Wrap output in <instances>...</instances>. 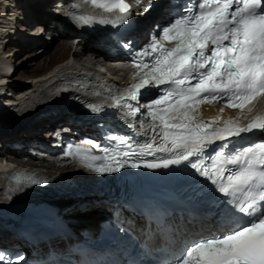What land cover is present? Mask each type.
Returning a JSON list of instances; mask_svg holds the SVG:
<instances>
[{
  "label": "snow or ice",
  "instance_id": "6c2138e0",
  "mask_svg": "<svg viewBox=\"0 0 264 264\" xmlns=\"http://www.w3.org/2000/svg\"><path fill=\"white\" fill-rule=\"evenodd\" d=\"M89 3L118 15L112 19L75 17L85 25L126 24L133 16L127 0H89ZM136 4L148 11L153 0L148 5L136 0ZM159 35L160 39L174 40L175 46L167 48L153 36L152 42L136 54L140 61L134 62L136 82L112 97L116 106L129 109V116L141 115L143 108L151 121L159 122L154 130L162 134L156 150L171 153L175 158L147 163V167L167 168L202 152L206 147L200 135L202 126L211 129L212 139L264 131V113L237 127L239 117L205 122L199 112L203 103L224 102L229 107L251 110L264 100V0H197L164 26ZM162 86H165L162 95L147 104L138 103L141 90L147 92ZM128 100L137 104H128ZM90 107L101 110L94 105ZM213 124L227 127L212 128ZM224 131L227 137L222 134ZM120 145L129 149L120 153L123 157L139 155V148L133 143L121 139ZM153 147L152 143L143 146L148 154H152ZM220 156L224 157V153ZM225 162L233 167L218 169L219 179L210 176L207 170L201 171L196 163H191V167L212 180L228 198L224 202L228 205L226 214L233 222L242 223L183 245L172 254L171 264H264V142L241 150ZM104 170L119 171V168ZM3 260L4 254L0 253V262Z\"/></svg>",
  "mask_w": 264,
  "mask_h": 264
},
{
  "label": "bare ground",
  "instance_id": "6f19581e",
  "mask_svg": "<svg viewBox=\"0 0 264 264\" xmlns=\"http://www.w3.org/2000/svg\"><path fill=\"white\" fill-rule=\"evenodd\" d=\"M165 5V1L156 0L153 2V6L150 7L148 11L143 12V14L136 11L135 14L141 22L140 29L144 30L150 21L156 23L157 21L163 20L162 17L164 12L160 9ZM54 12L50 0H0V89L8 84L10 88H12V91H16V88H23L20 91H26L24 95L20 96L18 99L16 98L17 100L12 99V105H10L8 101L0 102V120L3 117L11 116L5 110H13L15 113L13 118L15 119L20 117V121L17 124H14V122L11 121L10 123L1 126L3 129H0V161L9 160L12 164L8 165V168H11L13 165L18 170L25 171L29 174L34 173L37 177L47 179L52 182V184L66 180L76 171L77 168L74 166L60 167L57 161H49L48 159L40 158L37 154H35V156L32 155L28 142H33L36 139H46L50 136L48 128L52 123L47 124L43 119L38 120L37 116H35L36 113H34V115L28 114L30 113L29 110H31L36 103L35 94L38 95L41 93L49 102H51L48 104L53 107L60 106L56 111L59 113L65 111V107H61V105H63L61 103H64V100L66 101L64 98L68 99V93H70L69 91L72 89L68 87L55 89V87H49L48 84L70 72L74 73L84 70L97 72L99 63L97 59H99V57L91 56L89 49H95L90 45L100 42L94 34L88 32V35L83 41L76 43L77 39L81 37L80 35L61 31L60 28L51 25L50 20L54 16ZM39 23H42V25H40L42 28L38 27L36 31L30 33L33 35H39L40 32L43 33V31L46 32L49 30V34L53 36L52 39L58 41L55 43L57 44L55 48H53L54 46H50V43L48 42L41 43L39 36L30 37V35L24 34L23 28L27 27L26 25L35 27ZM67 28H69V30L74 29L73 27ZM48 38L46 39L48 40ZM9 44L17 45L16 52L24 51L26 49L29 50V53L24 60L28 61L29 58L36 60V62L29 60L25 64H29L31 68L26 69L24 74H32L36 71L42 70L45 66L47 67V64L42 63V60L46 59V57L49 58L50 62L54 63L58 58L64 56L69 51H71V57H67L64 60L55 63L43 74L35 76L29 80H24L26 84L19 85L12 82L11 73L8 72L10 67L6 62L4 49ZM38 44H41L42 46L41 49L43 50L41 52H39L41 49H33ZM108 71L110 72V75L101 72L100 74L107 79H111L112 76L117 83L121 80L127 79V73L122 68L110 66L108 67ZM70 96H72V94H70ZM6 97L8 100L9 97L7 94ZM86 98L90 103L93 101V98L90 95H87ZM70 102L72 104V101ZM211 111H214V109L211 108L209 112ZM219 111H221V109H219ZM221 113L223 114L224 111H221ZM58 121L66 122L69 120L62 117ZM67 125L69 124H64V127H67ZM16 143H23L26 144V146L22 150H16L14 148ZM14 154L19 155L20 157H16ZM20 191H23L24 196L27 197V199L29 198L31 192L25 187ZM45 197L50 198V200L56 203V205L62 206V209H64L68 215L82 219L74 223L75 228L78 230L85 227L97 226L99 221L103 220V213L108 212V208L102 203L95 204L94 202H90L86 204V201H84L85 205L82 207L84 202L79 203V197L77 196L75 198L71 191L48 194ZM74 201L77 202L67 207V205ZM26 203L15 205L16 207L14 208L16 209L17 216L26 209ZM190 228L194 230L191 226Z\"/></svg>",
  "mask_w": 264,
  "mask_h": 264
},
{
  "label": "rangeland",
  "instance_id": "374dc122",
  "mask_svg": "<svg viewBox=\"0 0 264 264\" xmlns=\"http://www.w3.org/2000/svg\"><path fill=\"white\" fill-rule=\"evenodd\" d=\"M42 19H43V17H42ZM40 25H42V23L37 24L35 27L26 25L27 27L23 28V32L26 35H30V37L39 36V40H40L41 43L48 42V43H50V46H52V47L54 46L53 48H55L57 46V44H55V43H57L58 41L57 40L54 41V39H52V37L48 38V36H50V34H49L50 31L49 30L46 31V32H43V33L40 32L39 35H36V34L33 35V34L30 33L32 31H36L37 28L40 27ZM40 28H42V27H40ZM46 38H48V40ZM60 39H61V37H60ZM16 48H17L16 44H9L4 49V52H5V56H6V62L9 64L10 69L13 68V70L10 72L11 73L12 82H15L16 84H19V85L26 84L24 82V80H29V79H31V78H33L35 76L43 74L46 71H48L55 63H57V62H59L61 60H64L67 57H71V55H70L71 51L66 53L64 56L58 58V60L55 61V63L54 62H50L49 58L46 57V59L42 60V63L43 64H47V67L45 66L42 70L36 71V72H34L32 74H30V73L24 74L26 69L31 68V66H29V64L28 65H25V64L29 60H32V58H29L28 61L24 60L26 55L29 53V50L26 49L24 51L16 52L15 51ZM41 48H42L41 44H38L33 49L40 50ZM39 52H41V50ZM40 55H42V54H40ZM32 61L36 62V60H32ZM16 77H19V78H16ZM9 90L12 91V88H10ZM11 121L14 122V121H16V119L15 118H11V116L1 118V120H0V129L2 130L3 128H1V126H4V124L10 123ZM18 121H20V120L18 119ZM5 131H11V130H5ZM28 146H29L30 151H31V147L32 146H30V145H28ZM20 190H22V189H20ZM22 193H23V191H22ZM23 195H24V193H23ZM24 198L27 199V197H25V196H24ZM76 202L77 201H74V202L70 203L69 205H67V207L70 206V205H73V203L75 204Z\"/></svg>",
  "mask_w": 264,
  "mask_h": 264
}]
</instances>
